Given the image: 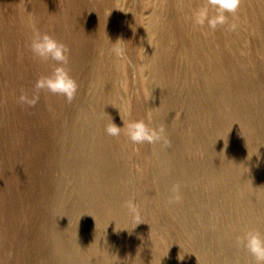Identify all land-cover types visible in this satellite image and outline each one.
Masks as SVG:
<instances>
[{
    "label": "rangeland",
    "instance_id": "1",
    "mask_svg": "<svg viewBox=\"0 0 264 264\" xmlns=\"http://www.w3.org/2000/svg\"><path fill=\"white\" fill-rule=\"evenodd\" d=\"M207 2L0 0V264H254L235 240L264 233V0L215 29ZM35 30L70 50V102L34 88ZM149 114L167 145L105 131Z\"/></svg>",
    "mask_w": 264,
    "mask_h": 264
},
{
    "label": "clouds",
    "instance_id": "2",
    "mask_svg": "<svg viewBox=\"0 0 264 264\" xmlns=\"http://www.w3.org/2000/svg\"><path fill=\"white\" fill-rule=\"evenodd\" d=\"M239 5L240 0H208L207 3L193 12L192 20L197 25L203 26L207 24L209 28L215 29L218 25L225 24L228 19L226 13H234ZM122 40L111 41L113 45L111 51L116 56L124 54V49L120 47V41ZM29 47L34 58L51 62L50 72L38 76L34 88L45 90L54 95H61L70 102L75 97L79 86L66 66L70 51L67 44L56 39L49 32L35 30L30 39ZM38 100V94L34 93L29 96L26 92H21L17 98L18 103L30 106H34ZM122 129L128 140L134 144L144 142L152 144L161 140H163L165 145L170 143L164 135L165 129L163 125L152 126L150 114L147 121L145 119H137L125 122L123 120L122 127L112 121L106 126L105 131L110 136H119ZM173 191L176 193L174 198L179 199L178 186H174ZM127 207L135 217L137 212L135 204L130 200L127 202ZM139 223L141 222L137 224ZM235 245L237 248L243 247L252 257L254 264H264V233H261L258 229L250 230L243 236H237Z\"/></svg>",
    "mask_w": 264,
    "mask_h": 264
}]
</instances>
